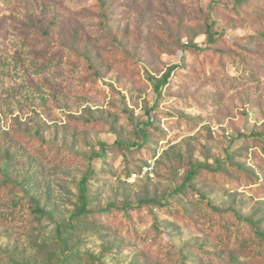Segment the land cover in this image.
<instances>
[{
    "label": "rangeland",
    "instance_id": "1",
    "mask_svg": "<svg viewBox=\"0 0 264 264\" xmlns=\"http://www.w3.org/2000/svg\"><path fill=\"white\" fill-rule=\"evenodd\" d=\"M10 1L0 87L29 80L0 93V264H264L216 230L224 219L244 239L264 235V62L252 72L221 56L207 30L231 47L264 32V12L233 19L223 8L235 0ZM58 57L56 72L33 76ZM143 150L156 169L131 180ZM84 202L91 213H78Z\"/></svg>",
    "mask_w": 264,
    "mask_h": 264
},
{
    "label": "trees",
    "instance_id": "2",
    "mask_svg": "<svg viewBox=\"0 0 264 264\" xmlns=\"http://www.w3.org/2000/svg\"><path fill=\"white\" fill-rule=\"evenodd\" d=\"M1 3L5 6L10 4V0H0ZM224 13L228 14L233 19H239L241 21H246L250 19L258 20V17H260L264 12V0H235L234 4L232 6L225 5L224 6ZM208 40L216 44V47L218 48V52H220L221 56H228V57H234L240 60L242 64H244L245 67H251L252 72H257L255 69V66L252 62H258L263 61L264 62V55L261 54V52H264V32L258 36L253 35H245L240 36L234 39L232 46L226 45V40L219 38L214 39L212 36L211 27L208 26ZM264 30V29H263ZM19 45H25L24 41L18 43ZM261 49V50H260ZM56 59V60H55ZM51 59L48 62H45L43 64H35L33 65L31 72L33 76H38L40 78L56 72L58 67L60 66L61 57ZM253 66V67H252ZM169 75H166L165 78L162 81H159L156 85L158 89H161L162 84H164L166 78H168ZM3 77H0L2 79ZM11 82L14 81V84L9 83H2L0 87V93L5 94L7 96H10L14 94L18 87H25L28 84V77H24V75H18V76H10ZM138 150H141L140 147H137ZM143 156L147 155V151L143 150ZM154 155L149 154L145 156L141 163L138 165L137 169L133 170V173H141L143 171V168L147 165L148 160L153 159ZM157 162L154 160V166H153V172L156 169ZM253 183V182H251ZM82 192H85L84 187H82ZM85 203L82 205V209L78 211L79 214H89L91 211L87 210L85 207ZM127 206V205H126ZM125 207V206H124ZM211 208L218 210V208L211 206ZM223 220L219 222L218 228V234L221 235V238L225 240L226 243H230L234 241L236 246H241L245 244H249L250 246H253V249L256 250L255 253L260 256L264 257V235L262 233L256 232V236L252 237V235L248 236L249 239H244L242 237V233L239 231V226L235 228L234 231L229 229V224H227L226 221ZM257 237H260L258 241L252 240L256 239Z\"/></svg>",
    "mask_w": 264,
    "mask_h": 264
},
{
    "label": "built area",
    "instance_id": "3",
    "mask_svg": "<svg viewBox=\"0 0 264 264\" xmlns=\"http://www.w3.org/2000/svg\"><path fill=\"white\" fill-rule=\"evenodd\" d=\"M153 166H154V161L148 160L147 165L143 168V172L152 171ZM136 177H137V173H132L130 179L135 180Z\"/></svg>",
    "mask_w": 264,
    "mask_h": 264
}]
</instances>
